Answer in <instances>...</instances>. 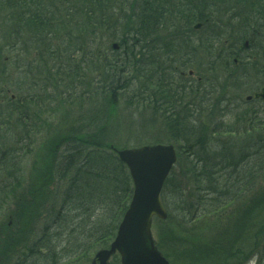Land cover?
I'll return each mask as SVG.
<instances>
[{"label": "trees", "instance_id": "obj_1", "mask_svg": "<svg viewBox=\"0 0 264 264\" xmlns=\"http://www.w3.org/2000/svg\"><path fill=\"white\" fill-rule=\"evenodd\" d=\"M263 85L264 0H0V264H92L155 144L163 257L264 264Z\"/></svg>", "mask_w": 264, "mask_h": 264}, {"label": "water", "instance_id": "obj_2", "mask_svg": "<svg viewBox=\"0 0 264 264\" xmlns=\"http://www.w3.org/2000/svg\"><path fill=\"white\" fill-rule=\"evenodd\" d=\"M251 99L264 101V86L246 97ZM116 154L129 172L132 197L109 249L98 251L94 263L110 264L111 256L117 254L120 264H169L155 249L151 227L153 218L166 219L160 193L176 162L175 150L171 145L156 144L117 150Z\"/></svg>", "mask_w": 264, "mask_h": 264}, {"label": "rangeland", "instance_id": "obj_3", "mask_svg": "<svg viewBox=\"0 0 264 264\" xmlns=\"http://www.w3.org/2000/svg\"><path fill=\"white\" fill-rule=\"evenodd\" d=\"M149 135L151 136H156L157 134H154V133H152V132H149ZM129 137H133V134H131V135H129ZM134 139V138H133ZM151 233H152V237H153V240H154V242L157 240L156 238H157V236H156V229H155V227L154 226H152L151 227ZM90 258H91V262H92V264H93V259H94V255H91L90 256ZM173 262H172V264H178L177 262H176V260L173 258V260H172ZM86 262H84V261H80V262H78V263H76V264H85ZM110 264H118L116 261H113V260H111L110 259Z\"/></svg>", "mask_w": 264, "mask_h": 264}, {"label": "bare ground", "instance_id": "obj_4", "mask_svg": "<svg viewBox=\"0 0 264 264\" xmlns=\"http://www.w3.org/2000/svg\"><path fill=\"white\" fill-rule=\"evenodd\" d=\"M196 26V25H195ZM194 26V27H195ZM194 27H193V29H194ZM200 27H201V25H200ZM200 27L198 28V29H200ZM198 29H194V30H198ZM143 146H148V145H143ZM143 146H140V147H143ZM115 152H116V150H115ZM131 179V178H130Z\"/></svg>", "mask_w": 264, "mask_h": 264}]
</instances>
